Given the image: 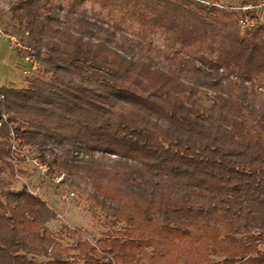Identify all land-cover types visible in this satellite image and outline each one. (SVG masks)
<instances>
[{
  "label": "trees",
  "instance_id": "obj_1",
  "mask_svg": "<svg viewBox=\"0 0 264 264\" xmlns=\"http://www.w3.org/2000/svg\"><path fill=\"white\" fill-rule=\"evenodd\" d=\"M87 1L9 7L31 33L23 54L50 76L0 86V161L13 174L12 147H28L69 185L85 169L89 209L122 226L63 247L43 200L0 188V264H264V25L242 30L205 0ZM156 32L172 44L166 66L146 50Z\"/></svg>",
  "mask_w": 264,
  "mask_h": 264
},
{
  "label": "rangeland",
  "instance_id": "obj_2",
  "mask_svg": "<svg viewBox=\"0 0 264 264\" xmlns=\"http://www.w3.org/2000/svg\"><path fill=\"white\" fill-rule=\"evenodd\" d=\"M13 1L0 0V86L21 88L26 86L28 78L39 76L49 79L50 74L45 72L44 63L37 59L36 55H33L34 52L28 56L23 54L25 48L22 45L28 44L32 37L27 28L19 27L15 19L12 18L9 7ZM205 2L229 13L231 11L238 12V17H242V21H239L242 30L247 25L256 23L264 25V0H257L256 2L252 0H205ZM86 5H93L97 11L100 9L97 0H88ZM114 13L118 15L120 11L116 9ZM101 15L110 19V16L106 13ZM127 24L126 29L131 32L136 27L137 22L127 18ZM10 36L15 37L16 40H10ZM46 41V34L42 35L37 41L40 45V57L44 56V51L47 49ZM171 45L164 34L156 32L152 34L151 43L146 50L154 59L166 66L168 60L165 59L164 52L169 51ZM255 84L259 87L254 92L253 100L255 106L258 107L264 104V92L262 91L264 84L260 78L255 80ZM213 95L212 90L205 89L200 94L202 103L210 106ZM0 99L2 98L0 97ZM243 112L244 116L249 118L247 111L244 110ZM9 141L16 146L15 140L11 138ZM12 150L14 152H11V156L7 158V161L13 167V174L0 161V165L4 166V169L0 171V188L20 190L22 186H25L28 191L43 200L55 212V217L45 223L49 235L59 240L63 247L71 244L77 238L97 243V240L105 232L116 230L122 226V224H112V220L106 218L100 209H89L87 194L92 186L89 182H86L89 177L85 169L78 168L76 170L77 175L74 176L75 181L71 185L67 181H65L66 183H59V177L62 174H52L48 170L42 172L37 164L31 160L30 157L35 154V150L28 147H23L24 153L16 151L17 149H14V147H12ZM99 155V152H95L96 157H99ZM104 163L110 164L113 162L110 159H104ZM66 227L76 231L68 232ZM149 250L147 249V251ZM70 253L74 254L75 252L70 251ZM25 257L38 263L49 258L32 254H25ZM210 258L220 262L223 256H210Z\"/></svg>",
  "mask_w": 264,
  "mask_h": 264
},
{
  "label": "built area",
  "instance_id": "obj_3",
  "mask_svg": "<svg viewBox=\"0 0 264 264\" xmlns=\"http://www.w3.org/2000/svg\"><path fill=\"white\" fill-rule=\"evenodd\" d=\"M10 40H16L15 39V37H13V36H10ZM33 162L35 163V164H37V166L39 167V169H41L42 170V172H44L45 171V167L44 166H42V165H40L38 162H37V160L36 159H33ZM61 179V177H59V180Z\"/></svg>",
  "mask_w": 264,
  "mask_h": 264
}]
</instances>
